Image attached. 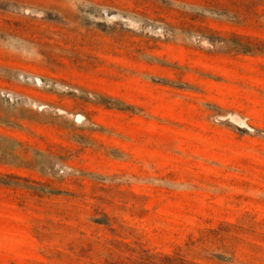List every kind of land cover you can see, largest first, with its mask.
Returning <instances> with one entry per match:
<instances>
[{
	"label": "rangeland",
	"instance_id": "374dc122",
	"mask_svg": "<svg viewBox=\"0 0 264 264\" xmlns=\"http://www.w3.org/2000/svg\"><path fill=\"white\" fill-rule=\"evenodd\" d=\"M0 264H264V0H0Z\"/></svg>",
	"mask_w": 264,
	"mask_h": 264
}]
</instances>
